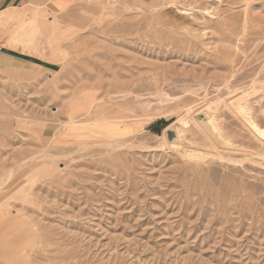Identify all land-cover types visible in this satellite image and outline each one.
Listing matches in <instances>:
<instances>
[{"label": "rangeland", "instance_id": "rangeland-1", "mask_svg": "<svg viewBox=\"0 0 264 264\" xmlns=\"http://www.w3.org/2000/svg\"><path fill=\"white\" fill-rule=\"evenodd\" d=\"M30 9L0 46L54 70L0 71V264H264V0Z\"/></svg>", "mask_w": 264, "mask_h": 264}, {"label": "crops", "instance_id": "crops-1", "mask_svg": "<svg viewBox=\"0 0 264 264\" xmlns=\"http://www.w3.org/2000/svg\"><path fill=\"white\" fill-rule=\"evenodd\" d=\"M68 1L72 0H0V13H8V19L28 17L29 23L34 30L47 24L46 20L39 19V11L30 9L36 3L49 2L51 7H64ZM21 10L18 12H11ZM60 23V22H59ZM51 31L54 32L58 28V19L55 18L51 22ZM71 28L65 27L64 32H70ZM53 71L54 65L39 60L37 57L21 53L8 46H0V71L12 77L25 78V75L35 73L37 71Z\"/></svg>", "mask_w": 264, "mask_h": 264}, {"label": "bare ground", "instance_id": "bare-ground-1", "mask_svg": "<svg viewBox=\"0 0 264 264\" xmlns=\"http://www.w3.org/2000/svg\"><path fill=\"white\" fill-rule=\"evenodd\" d=\"M247 97H248V96H247ZM12 112H13V111H12ZM208 116H209V115H208ZM211 116H212V115H211ZM207 120H208V121H207V122H208L207 124H209L210 126H212V125H211V122H210V120H209L208 117H207ZM180 122H181V120L179 121V123H180ZM173 125H174V124H173ZM175 126H176V124H175ZM251 126H252V127L258 132V133H260V134L262 133V130H261V131L258 130V127H256V125H255L253 122H251ZM166 127H167V126H166ZM170 127H171V126H170ZM212 127H213V126H212ZM168 128H169V127H168ZM170 130H171V131H174V132H173V138L178 139V138H179L178 132H177L174 128H171ZM165 134H166V133H165ZM174 143H175V142H174ZM176 143H177L176 145L178 146V145H179V140H178V142H176ZM18 167H19V166H18ZM21 167H22V166H21ZM16 168H17V167H16ZM14 170H15V169H14ZM14 170H13V171H14ZM15 171H16V170H15ZM9 172H10V171H9ZM9 172H8V173H9ZM8 173H6V174H8ZM9 175L12 176V171H11V174H9ZM6 176H7V175H6ZM5 178H6V177H5ZM5 178H4V179H5ZM0 181H1V180H0ZM1 205H3V203H0V206H1Z\"/></svg>", "mask_w": 264, "mask_h": 264}, {"label": "water", "instance_id": "water-1", "mask_svg": "<svg viewBox=\"0 0 264 264\" xmlns=\"http://www.w3.org/2000/svg\"><path fill=\"white\" fill-rule=\"evenodd\" d=\"M167 137L168 139H171L173 137V132L167 131Z\"/></svg>", "mask_w": 264, "mask_h": 264}]
</instances>
